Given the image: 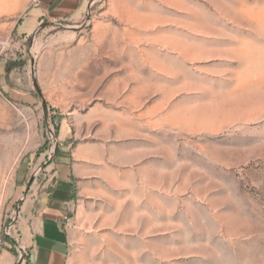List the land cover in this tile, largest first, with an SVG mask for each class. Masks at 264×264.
<instances>
[{
	"label": "rangeland",
	"instance_id": "rangeland-1",
	"mask_svg": "<svg viewBox=\"0 0 264 264\" xmlns=\"http://www.w3.org/2000/svg\"><path fill=\"white\" fill-rule=\"evenodd\" d=\"M0 0V254L68 131L113 159L78 264H264V0ZM108 216V217H106Z\"/></svg>",
	"mask_w": 264,
	"mask_h": 264
},
{
	"label": "crops",
	"instance_id": "crops-1",
	"mask_svg": "<svg viewBox=\"0 0 264 264\" xmlns=\"http://www.w3.org/2000/svg\"><path fill=\"white\" fill-rule=\"evenodd\" d=\"M87 0H31L19 28L35 32L44 21L73 23L82 17ZM45 168L46 181L30 191L20 205L19 245L26 258L19 264H78L73 248L83 241L82 231L104 218L113 191V159L102 144L76 140L68 131ZM108 217V216H106ZM0 264H17L14 255L2 252Z\"/></svg>",
	"mask_w": 264,
	"mask_h": 264
},
{
	"label": "water",
	"instance_id": "water-1",
	"mask_svg": "<svg viewBox=\"0 0 264 264\" xmlns=\"http://www.w3.org/2000/svg\"><path fill=\"white\" fill-rule=\"evenodd\" d=\"M31 180H33V179H31Z\"/></svg>",
	"mask_w": 264,
	"mask_h": 264
}]
</instances>
